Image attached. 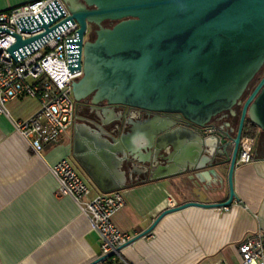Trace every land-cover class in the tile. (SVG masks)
Segmentation results:
<instances>
[{
  "label": "water",
  "instance_id": "water-1",
  "mask_svg": "<svg viewBox=\"0 0 264 264\" xmlns=\"http://www.w3.org/2000/svg\"><path fill=\"white\" fill-rule=\"evenodd\" d=\"M63 1L69 20L79 26L78 66L71 71L83 68L84 75L72 86L76 103L93 94V103L156 114L119 138L101 126L73 130L72 159L94 188L102 194L124 192L129 166L148 171V182L186 175L212 182L220 179V168L228 167L227 201L164 210L118 251L151 234L168 215L230 208L239 200L234 176L244 128L250 122L264 133V74L250 92L264 71V0ZM105 22L116 24L104 28ZM52 25L25 41L12 34L16 43L8 53L16 60L15 52L58 28ZM89 25L99 27L94 42H84ZM237 107L242 109L233 136L230 122L225 127L219 122L234 117Z\"/></svg>",
  "mask_w": 264,
  "mask_h": 264
},
{
  "label": "crops",
  "instance_id": "crops-1",
  "mask_svg": "<svg viewBox=\"0 0 264 264\" xmlns=\"http://www.w3.org/2000/svg\"><path fill=\"white\" fill-rule=\"evenodd\" d=\"M36 1L0 0V13ZM6 109L14 120H25L40 111V104L21 98ZM228 122L221 120L219 126ZM256 133L254 161L236 168L239 200L227 211L189 208L168 215L151 234L122 249V260L102 264H239L237 250L243 238L260 232L264 239V161L260 160L264 135ZM72 150L69 131L60 144L38 157L15 132L11 120L0 114V264H91L100 258L97 234L73 199L57 193L58 183L49 171L63 159L72 160ZM218 171L220 179L212 182L191 180L188 175L130 182L122 192L126 206L113 222L134 238L153 224L170 200L174 207L188 202L223 203L229 197L228 167ZM92 189L95 196L98 191Z\"/></svg>",
  "mask_w": 264,
  "mask_h": 264
},
{
  "label": "built area",
  "instance_id": "built-area-1",
  "mask_svg": "<svg viewBox=\"0 0 264 264\" xmlns=\"http://www.w3.org/2000/svg\"><path fill=\"white\" fill-rule=\"evenodd\" d=\"M70 17L71 12L63 0H39L0 13V30L10 32L6 34L0 31V114L11 120L15 132L38 157L46 148L60 144L71 130L75 117L72 81L79 79L82 72L71 71V68L78 66L79 26L73 24ZM51 24V27L58 25V28L31 47L15 52L16 60L8 53L16 43L12 34L19 35L25 41L44 34L46 30L43 26ZM29 29H32L31 33ZM21 98L38 101L40 111L25 120H14L6 106ZM257 143V133L243 134L236 168L253 163ZM49 171L58 183L57 193L73 199L81 215L88 219L97 234L101 246L100 257L114 253L104 262L122 260L118 249L132 239L113 222L114 216L126 206L123 193L98 192L92 196L93 185L69 158L50 167ZM174 206V201L170 200L167 209ZM237 253L239 264H264L262 234L248 233ZM218 264L228 263L223 261Z\"/></svg>",
  "mask_w": 264,
  "mask_h": 264
},
{
  "label": "flooded vegetation",
  "instance_id": "flooded-vegetation-1",
  "mask_svg": "<svg viewBox=\"0 0 264 264\" xmlns=\"http://www.w3.org/2000/svg\"><path fill=\"white\" fill-rule=\"evenodd\" d=\"M79 2L83 3L82 0H80ZM105 24H109L108 26L113 27L116 23L114 22L103 23V25ZM98 30H99L98 26L89 25L84 42H94L97 38ZM79 71L82 72V76L79 79L72 81V86L83 78L84 75L83 68ZM253 84L251 85V90ZM93 97L94 95L92 94L90 96L82 98V100L79 103L75 102V117L72 124V128L70 130L72 133V138H73V130L79 125H84L90 128L91 130H98L97 126H101L112 137L119 138L122 134L128 133L130 129L133 127L134 123L138 121H145L156 116V114L154 113H150L147 111H143L127 106H117L112 108L107 106V103H98V104L93 103ZM239 109L240 107H237L236 111L238 110L239 112ZM157 116H162V115L159 114ZM237 117H238V113L236 112V115L234 117L230 116L229 118L226 119L231 124L230 127L233 130V136L236 135L238 129V126L235 124V119ZM262 134L264 135V133ZM125 170L127 171V174L130 177L128 184H130V182L135 183V181H143L145 179L148 180L150 176V173L148 171L134 170L132 166H129L127 168L125 167Z\"/></svg>",
  "mask_w": 264,
  "mask_h": 264
},
{
  "label": "rangeland",
  "instance_id": "rangeland-1",
  "mask_svg": "<svg viewBox=\"0 0 264 264\" xmlns=\"http://www.w3.org/2000/svg\"><path fill=\"white\" fill-rule=\"evenodd\" d=\"M109 24H105V25H103V27L104 28H110V27H112V26H108ZM263 74H264V71L256 78V81L254 82V84H253V87H252V90L256 87V85L258 84V82L260 81V79L262 78V76H263ZM252 90H250V92L252 91ZM237 109V108H236ZM241 107H240V109H239V112H238V110L236 111L237 113H238V117L235 119V124L238 126V122H239V119H240V112H241Z\"/></svg>",
  "mask_w": 264,
  "mask_h": 264
},
{
  "label": "trees",
  "instance_id": "trees-1",
  "mask_svg": "<svg viewBox=\"0 0 264 264\" xmlns=\"http://www.w3.org/2000/svg\"><path fill=\"white\" fill-rule=\"evenodd\" d=\"M257 132V127L252 123L248 122L244 129L245 135H254Z\"/></svg>",
  "mask_w": 264,
  "mask_h": 264
}]
</instances>
